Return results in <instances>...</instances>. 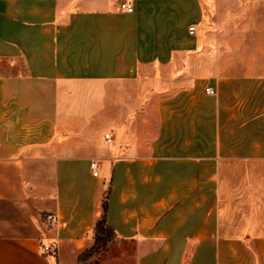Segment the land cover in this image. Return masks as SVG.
<instances>
[{"label":"crops","instance_id":"1","mask_svg":"<svg viewBox=\"0 0 264 264\" xmlns=\"http://www.w3.org/2000/svg\"><path fill=\"white\" fill-rule=\"evenodd\" d=\"M104 197L103 264H264V0H0V264Z\"/></svg>","mask_w":264,"mask_h":264},{"label":"trees","instance_id":"2","mask_svg":"<svg viewBox=\"0 0 264 264\" xmlns=\"http://www.w3.org/2000/svg\"><path fill=\"white\" fill-rule=\"evenodd\" d=\"M106 197H104V201L102 204L103 212L100 217V219L96 222L94 227V233H93V239L94 243L93 245L86 249L84 252H82L78 257V262L82 258L91 255L94 253L97 249L100 247L106 245L109 243L113 238L116 237L113 229L106 223Z\"/></svg>","mask_w":264,"mask_h":264},{"label":"rangeland","instance_id":"3","mask_svg":"<svg viewBox=\"0 0 264 264\" xmlns=\"http://www.w3.org/2000/svg\"><path fill=\"white\" fill-rule=\"evenodd\" d=\"M115 239H116V237L113 238L111 241H114ZM107 246H108V243L106 245L100 247L99 249H97L91 255L84 257V259L81 258L79 260L78 264H87V263L88 264H103V263H105V261H108V257L111 254V251L109 250V248ZM111 248H113L112 245H111ZM119 249H120V247H119V243H118V245H115L113 255H115V256L119 255L120 254ZM106 264H108V263H106ZM109 264H124V261L123 260L112 261V263H109Z\"/></svg>","mask_w":264,"mask_h":264},{"label":"built area","instance_id":"4","mask_svg":"<svg viewBox=\"0 0 264 264\" xmlns=\"http://www.w3.org/2000/svg\"><path fill=\"white\" fill-rule=\"evenodd\" d=\"M120 7L122 9L126 10V11H131V9H132L131 6H130V4H129V2H127V1L121 2L120 3ZM188 32L190 34H192L194 32V26H190L189 29H188ZM207 91H208V93H213L214 92V90L212 88H207ZM105 137L107 139H109L108 134H106ZM90 168L92 170V174L94 176H96L98 174V164H97V162L94 161V160H92L90 162ZM47 218H51L52 219L53 216L52 215H48ZM41 251L44 254L55 256L56 253H57V248L53 244H44V245L41 246Z\"/></svg>","mask_w":264,"mask_h":264}]
</instances>
